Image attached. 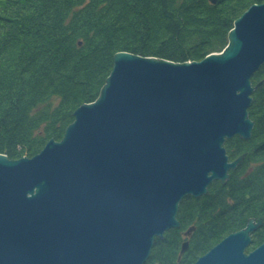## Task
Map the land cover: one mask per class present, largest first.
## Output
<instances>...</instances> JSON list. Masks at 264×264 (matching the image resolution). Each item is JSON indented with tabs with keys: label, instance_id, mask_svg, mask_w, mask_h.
Masks as SVG:
<instances>
[{
	"label": "water",
	"instance_id": "obj_1",
	"mask_svg": "<svg viewBox=\"0 0 264 264\" xmlns=\"http://www.w3.org/2000/svg\"><path fill=\"white\" fill-rule=\"evenodd\" d=\"M263 62L264 2L200 60L114 52L97 97L73 110L60 139L30 157L0 153V264H142L154 238L179 226L181 198L234 166L222 144L249 136L250 76ZM255 226L190 264H264V241L245 253Z\"/></svg>",
	"mask_w": 264,
	"mask_h": 264
},
{
	"label": "trees",
	"instance_id": "obj_2",
	"mask_svg": "<svg viewBox=\"0 0 264 264\" xmlns=\"http://www.w3.org/2000/svg\"><path fill=\"white\" fill-rule=\"evenodd\" d=\"M261 2L0 0V152L31 156L49 138L60 139L75 107L98 95L114 52L199 60L222 49L233 20ZM187 199L179 203L180 220ZM166 239V232L154 238L142 264L172 262L159 251Z\"/></svg>",
	"mask_w": 264,
	"mask_h": 264
},
{
	"label": "flooded vegetation",
	"instance_id": "obj_3",
	"mask_svg": "<svg viewBox=\"0 0 264 264\" xmlns=\"http://www.w3.org/2000/svg\"><path fill=\"white\" fill-rule=\"evenodd\" d=\"M262 78L264 79V66L260 65L250 76V84L254 87L251 92V101L254 99V102H252L248 109V116L252 121L249 136L243 137L235 133L224 138L222 145L224 147L226 161L228 163L235 161L234 166L227 169L228 176L224 182L218 178H213L207 184L206 193L198 196L187 194L181 198V200L186 197L189 199L200 198L201 200H204L203 211L206 216L213 214L211 209L213 206L214 208H217L215 217L212 219L209 218L210 221L208 219L205 220V225L203 227L206 229H208L209 226H212L213 229L216 226L214 223L221 220L224 226L227 225V220L234 222V220H236L234 214L238 210L235 206L236 201L237 203L239 202V206L242 205L245 198L246 201L249 199L251 204H254L259 200L264 202V101L255 104V100L258 99V97L259 100H264V81L262 86L256 87L257 82ZM238 184H243L241 187L242 195L238 196L240 200H244L243 202H240L238 198L234 197L236 193L241 192V190H238L237 188ZM210 205L212 207H210ZM258 214L259 215L257 216L250 214L243 226L235 230L234 226H232L230 228L232 230H230L228 234L243 228L248 220L252 219L256 226L249 232L250 240L252 241L253 236H258L259 238L260 234L264 231V214H260V212H258ZM192 220L194 222H191L186 230H182V233L184 231L186 233L180 235L182 242H187V248H190L193 244H197L196 241H199L198 235H195L196 237L193 239L194 241L192 238L193 234H195L194 229L197 228L196 224L201 225V222L203 221L199 217L198 219L192 218ZM182 257H179L178 261H181Z\"/></svg>",
	"mask_w": 264,
	"mask_h": 264
},
{
	"label": "rangeland",
	"instance_id": "obj_4",
	"mask_svg": "<svg viewBox=\"0 0 264 264\" xmlns=\"http://www.w3.org/2000/svg\"><path fill=\"white\" fill-rule=\"evenodd\" d=\"M232 25H233V23H232ZM78 44H80L79 41H78ZM221 50L222 49H220L219 51H213V52H218L219 53V52H221ZM138 55H140V56H152V55H141V54H138ZM155 57H157V56H155ZM165 59H167V58H165ZM168 60H171V59H168ZM171 61H174V60H171ZM185 61H192V60L189 59V60H185ZM174 62H184V61H174ZM261 80L264 81L263 78ZM250 96H251V94H250ZM251 100H252V96H251ZM251 100H250V104L247 107V117H248L249 120H250V118L248 116V109L250 108V105L252 104V102H254V99H253V101H251ZM260 101L262 102L264 100L263 99L259 100V97H258V99L255 100V104L260 103ZM88 102H90V101H88ZM53 103L55 104L56 103V100H54ZM82 103H84V102H82ZM79 105H77L76 107H78ZM51 138H53V137H51ZM44 144H43V146H44ZM234 145H235V143H234ZM39 150L37 152H39ZM0 153H3V152H0ZM36 153H34V154H36ZM22 156H24V155H22ZM25 156H27V155H25ZM28 157H30V156H28ZM255 167H257V166H255ZM240 184L237 185L238 190H241V187L243 185V184L242 185H240ZM234 192H235V190H234ZM235 195H234V197L235 198H238V196L242 195V190H241V192L236 193ZM247 200L248 201H246V198H245V201L239 199L240 202H243L244 201L241 206H239V204H238L239 202L237 203V201L235 200L236 201L235 202V206H236V208H238V210L234 214V216L236 218V220H234V222H230V220H227V222H226L227 225L224 226L223 223H222V220H221V221H218V222H215L214 223V225H216V226L213 229H212V226L211 227L209 226L208 229L204 228L203 226L205 225V220L206 219L209 220V218L212 219V218L215 217L216 212H217V208H214V206L212 207L211 206L212 204H211L210 207H212L211 209H212L213 214L206 216V214L203 211L204 200H201L200 198H194V199L186 200V202H185V209L186 210H185V214L183 215V220H180V218L177 217V213H176V219L179 221V226H177V227H171V228H168V229H171V230H168L167 229V231L166 230L164 231V233L165 232L167 233V239L165 240L166 247L159 248L160 253H162V252H166L167 254L170 253L171 259H172V262L170 264H190V263L194 262L198 258L199 255L201 256L202 254H204L208 249H210L213 245H215L223 237H225L228 234V232L230 230H232V229H230L232 226H234V230L235 229H238L239 227H241V226H243L245 224V222L247 220V217L250 216V214L251 215H254V216L259 215L258 212H260V214H264V202L263 201H260L259 200V201H256L254 204H251V202L249 201V199H247ZM258 202H261V203H258ZM178 206H179V204H178ZM198 217L201 218V220H203V221L201 222L202 223L201 225L195 223L197 228L194 229V233L195 234H193L192 240L197 235L199 237V241L204 240L207 237H209V239H210V237L213 238V239L210 241V244H207L206 246L204 245V247L203 248H200V249H195L193 247V245L190 247L191 248L190 249V248H187V245H186V248L184 249V251L179 255L180 247H181V244H182V240L180 238V235H182V234L185 233V231L182 233V230H184V229L186 230V228L188 227V225L191 222H194L192 220V218L193 219H198ZM164 233H163V237H161V238H164ZM259 233H261V232H259ZM211 234H213L214 236L212 237ZM263 241H264V231L262 232V234H260V236H259V238L257 239L256 242L251 243L252 241L250 240V242L248 243V245L245 248V253L253 250L256 246H258L259 244H261ZM192 243H194V242H192ZM188 249H190V250H188ZM186 252L188 254L189 253H192V255L190 257H187L186 256L187 255ZM185 253H186V255H185ZM165 256H166V254L164 253L163 257H165ZM179 257L180 258L182 257L181 261H178V258Z\"/></svg>",
	"mask_w": 264,
	"mask_h": 264
},
{
	"label": "bare ground",
	"instance_id": "obj_5",
	"mask_svg": "<svg viewBox=\"0 0 264 264\" xmlns=\"http://www.w3.org/2000/svg\"><path fill=\"white\" fill-rule=\"evenodd\" d=\"M227 34H228V33H227ZM109 71H110V70H109ZM108 73H109V72H108ZM107 75H108V74H107ZM107 75H106V76H107ZM104 80H105V79H104ZM103 83H104V82H103ZM101 86H102V85H101ZM99 90H100V89H99ZM98 93H99V92H98ZM96 97H97V96H96ZM96 97H95V98H96ZM95 98H94L93 100H95ZM93 100H92V101H93Z\"/></svg>",
	"mask_w": 264,
	"mask_h": 264
}]
</instances>
